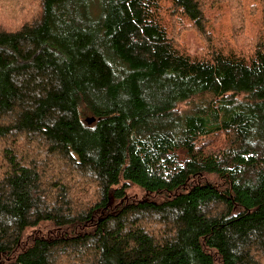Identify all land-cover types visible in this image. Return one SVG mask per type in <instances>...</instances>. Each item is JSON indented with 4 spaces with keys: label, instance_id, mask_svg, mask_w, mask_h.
<instances>
[{
    "label": "trees",
    "instance_id": "1",
    "mask_svg": "<svg viewBox=\"0 0 264 264\" xmlns=\"http://www.w3.org/2000/svg\"><path fill=\"white\" fill-rule=\"evenodd\" d=\"M27 1L0 27V264H264V0L239 44L220 0Z\"/></svg>",
    "mask_w": 264,
    "mask_h": 264
},
{
    "label": "rangeland",
    "instance_id": "2",
    "mask_svg": "<svg viewBox=\"0 0 264 264\" xmlns=\"http://www.w3.org/2000/svg\"><path fill=\"white\" fill-rule=\"evenodd\" d=\"M253 2V0H220L219 5L215 6L208 13V17L215 22L209 34L215 40L213 41L214 43L221 44L227 42V27L233 28V30L228 33H234V37L231 40L236 44L245 42L243 33L246 32V30L249 33L248 38H251L255 34L257 29V17L254 14H256L257 9ZM32 11L33 6L27 0H0V27L15 29L30 18ZM225 15H229L228 18H226ZM163 18L165 24L170 23L173 19L171 10L166 9ZM169 30L171 32V37H173L179 47L187 53L199 57L208 54V42L200 38L186 20H182V23L176 26V28L170 27ZM125 193L126 203L137 202L144 198L143 193L136 187H129L126 189ZM45 232H47V230L42 227V234ZM31 234H33V232L27 230L24 238ZM78 262L79 260L74 261V263ZM59 264H72V262L69 257L59 260Z\"/></svg>",
    "mask_w": 264,
    "mask_h": 264
},
{
    "label": "water",
    "instance_id": "3",
    "mask_svg": "<svg viewBox=\"0 0 264 264\" xmlns=\"http://www.w3.org/2000/svg\"><path fill=\"white\" fill-rule=\"evenodd\" d=\"M93 121H94V118L93 117L86 118V122L87 123H92Z\"/></svg>",
    "mask_w": 264,
    "mask_h": 264
}]
</instances>
